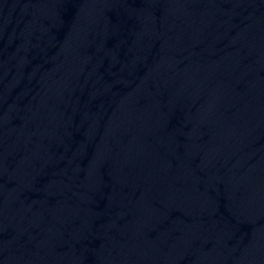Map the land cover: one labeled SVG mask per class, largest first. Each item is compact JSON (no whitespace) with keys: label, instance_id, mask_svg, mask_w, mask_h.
I'll list each match as a JSON object with an SVG mask.
<instances>
[{"label":"water","instance_id":"1","mask_svg":"<svg viewBox=\"0 0 264 264\" xmlns=\"http://www.w3.org/2000/svg\"><path fill=\"white\" fill-rule=\"evenodd\" d=\"M0 264H264V0H0Z\"/></svg>","mask_w":264,"mask_h":264}]
</instances>
